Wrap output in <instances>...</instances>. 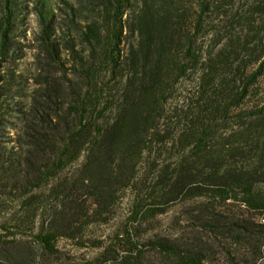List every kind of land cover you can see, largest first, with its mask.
<instances>
[{"label": "trees", "instance_id": "16d2710c", "mask_svg": "<svg viewBox=\"0 0 264 264\" xmlns=\"http://www.w3.org/2000/svg\"><path fill=\"white\" fill-rule=\"evenodd\" d=\"M24 1L0 0V111L3 89L11 87L17 75L15 66L4 65L22 45L15 32L24 20L18 11ZM133 1L57 0L53 6L34 0L38 27L31 47L42 85L18 108L15 147L0 150V205L8 198L19 200L23 215L16 218L17 226H34L39 212L51 207L48 225L40 222L34 235L50 254L56 251L58 229L76 232L87 218L107 213L117 192L135 180L144 153L151 154L154 140L162 141L159 124L165 117L167 91L189 65L207 64L198 95L211 83V52L203 49L198 32L212 3L218 7L229 0H197L199 12L191 27L172 0H141L124 19ZM256 1L253 9L264 15V0ZM66 90L69 96H61ZM192 97L195 111L181 110L182 125L175 138L181 156L173 170L167 164L156 170L150 193L159 203L203 197L188 211L202 230L216 240L218 234L230 232L236 242L251 241L253 224L217 210L214 202L239 199L245 208L264 213V197L256 187L257 178H264V118L245 123L237 114L240 136L248 147L210 144L214 123L225 121L243 96ZM82 155L77 176L64 175L65 167ZM32 185L43 187L46 194ZM158 210L145 213L152 216ZM257 227L264 238V224ZM6 237L0 233L1 259L26 264L38 259L30 241ZM149 243L175 264H202L200 238L184 250L165 241ZM125 257L121 263L127 264Z\"/></svg>", "mask_w": 264, "mask_h": 264}, {"label": "rangeland", "instance_id": "374dc122", "mask_svg": "<svg viewBox=\"0 0 264 264\" xmlns=\"http://www.w3.org/2000/svg\"><path fill=\"white\" fill-rule=\"evenodd\" d=\"M140 1H133L134 6L126 11L124 19L131 14L132 9L139 7ZM56 2L47 0L53 6ZM256 3V0H229L227 4L215 7L217 3L213 2L211 9L205 12L198 35H202L203 49L207 53L211 52V83L205 86V93L198 95L202 91L201 83L198 85L199 77L207 67V64L198 63L189 65L186 74L168 89L165 117L159 124L162 135L159 138L162 141L154 140L151 154L144 153L136 167L135 180L117 192V199L107 213L87 218L76 232L73 231L75 229H58L59 235L54 242L56 251L50 254L38 246L34 235L40 222L44 226L48 225L52 218L51 207L39 212L34 226L30 223L17 226L16 218L23 215L19 200L5 199L0 205V233L7 235L8 240L13 237L30 241L38 253V259L31 264H124L121 261L125 256L127 264H175L172 259L154 249L150 240L165 241L184 250L199 238L203 252L202 264H264V238L258 236L261 229L257 227V224H264V213L260 210L245 208L239 199L226 203L216 200L214 205L217 210L237 220L251 222L256 231L251 241L243 238L241 242H236L230 232L218 234L216 240L214 234L202 230L188 212L199 206L203 197L197 196L192 200L176 198L168 203H159V198L150 193L156 170L164 164L173 170L181 156L182 149L175 138L182 125L179 118L183 115L181 110L195 111V97L192 96H243L238 106L230 108L225 121L217 120L214 123L215 133L209 141L210 144L222 143L227 148L237 143L248 147L240 136L242 129L237 114L241 115V122L245 123L264 118V15L253 9ZM172 4L185 14L186 25L191 27L199 12L197 0H172ZM34 6V0L20 3L18 11L24 14V20L17 25L15 34L22 45L18 44L20 49L16 51L14 61L8 58L4 65L5 69L15 66L17 75L12 86L3 89L1 97V152L15 147L13 127L18 108L23 107L27 96H36L34 88L42 85V77L37 76L38 65L31 47L35 44L32 38L38 27ZM127 42H122L123 50ZM61 96H69L67 90L62 91ZM82 161L83 155L67 165L63 174L74 179ZM155 165L158 166L153 167ZM256 182V187L264 197V178L258 177ZM31 188L43 190L45 194L47 192L43 187L32 185ZM153 207L160 210L152 216L147 215L145 210L147 212ZM11 250L22 252L21 248ZM0 264L26 263L7 262L0 258Z\"/></svg>", "mask_w": 264, "mask_h": 264}]
</instances>
